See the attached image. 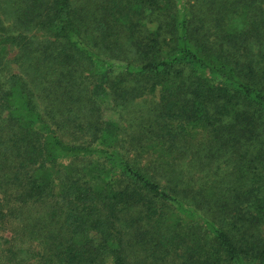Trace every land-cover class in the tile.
I'll use <instances>...</instances> for the list:
<instances>
[{"label": "trees", "instance_id": "obj_1", "mask_svg": "<svg viewBox=\"0 0 264 264\" xmlns=\"http://www.w3.org/2000/svg\"><path fill=\"white\" fill-rule=\"evenodd\" d=\"M0 264H264V0H0Z\"/></svg>", "mask_w": 264, "mask_h": 264}, {"label": "rangeland", "instance_id": "obj_2", "mask_svg": "<svg viewBox=\"0 0 264 264\" xmlns=\"http://www.w3.org/2000/svg\"><path fill=\"white\" fill-rule=\"evenodd\" d=\"M113 117L116 118L117 117V114H113Z\"/></svg>", "mask_w": 264, "mask_h": 264}]
</instances>
